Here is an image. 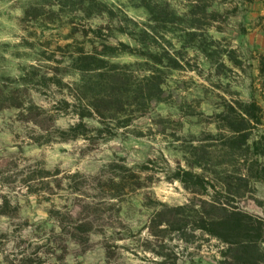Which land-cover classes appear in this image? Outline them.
I'll use <instances>...</instances> for the list:
<instances>
[{
	"label": "rangeland",
	"instance_id": "374dc122",
	"mask_svg": "<svg viewBox=\"0 0 264 264\" xmlns=\"http://www.w3.org/2000/svg\"><path fill=\"white\" fill-rule=\"evenodd\" d=\"M228 207L264 218V0H0V264H228Z\"/></svg>",
	"mask_w": 264,
	"mask_h": 264
},
{
	"label": "trees",
	"instance_id": "16d2710c",
	"mask_svg": "<svg viewBox=\"0 0 264 264\" xmlns=\"http://www.w3.org/2000/svg\"><path fill=\"white\" fill-rule=\"evenodd\" d=\"M252 106L257 105L252 103ZM256 118L257 122H262L260 117ZM241 120L252 122L248 113ZM208 225L209 234L220 238L228 227V264H264V218L241 208L228 207L227 217L215 219Z\"/></svg>",
	"mask_w": 264,
	"mask_h": 264
}]
</instances>
